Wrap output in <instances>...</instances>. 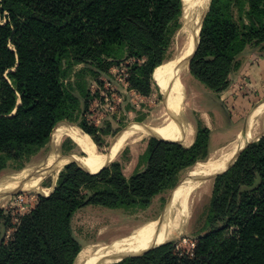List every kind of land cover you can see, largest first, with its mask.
I'll use <instances>...</instances> for the list:
<instances>
[{"label": "trees", "instance_id": "trees-1", "mask_svg": "<svg viewBox=\"0 0 264 264\" xmlns=\"http://www.w3.org/2000/svg\"><path fill=\"white\" fill-rule=\"evenodd\" d=\"M235 8L247 10L252 20L264 11V0H212L190 63L191 74L212 91L227 87L247 35L264 29L260 22L249 34L242 31ZM181 9V0H0V176L23 169L65 120L77 123L101 150L98 129L78 122L80 99L67 83L72 65L124 50L135 61L130 86L147 94L154 71L168 63L155 66L154 57ZM159 139L149 141L146 169L129 179L119 163L98 168L87 153L65 165L54 191L40 196L14 234L2 238L0 264H75L81 248L71 222L78 210L147 209L154 197L178 185L182 172L208 158L211 131L199 128L190 147ZM207 227L190 253L166 244L118 264H264V136L215 178Z\"/></svg>", "mask_w": 264, "mask_h": 264}, {"label": "rangeland", "instance_id": "rangeland-1", "mask_svg": "<svg viewBox=\"0 0 264 264\" xmlns=\"http://www.w3.org/2000/svg\"><path fill=\"white\" fill-rule=\"evenodd\" d=\"M181 3L182 9L180 16L169 22V25L165 29L164 38L159 44L160 52L154 57L155 66L157 65V61L169 62L178 57L183 53L188 41L191 39L190 17L185 10L184 0H181ZM211 3L212 0H210V3H208L205 9L201 8V10L198 6V11H200V14L202 13L201 18L203 21L200 26L199 38L202 33L204 19L211 7ZM226 3L227 0H222V4ZM263 15L264 11L258 15L259 18L250 20V17L247 15V10L245 13L238 8L233 10V16L239 27L248 34L260 22L264 24ZM247 36L249 42L240 57L246 54L255 55L254 59L264 57V29L262 30L261 27L260 32ZM92 63L86 62L84 64L72 65L67 83L71 93L80 99L78 122H84L88 127H96L98 129L96 133L97 138L102 144V149L100 150L98 148L99 154H107L117 143L119 136L127 130H130L137 123L161 126L169 122L172 108L165 98L157 78L159 69L163 68L167 63L154 71L147 94H140L130 86L128 79L130 77V66H132L133 62L125 58L124 50L115 51L108 56L102 55L98 62ZM186 68H188L187 71L185 70ZM176 72H180L179 76H181L177 87L176 98L181 106L183 114L182 121L189 130L193 131L195 139L198 129L202 127L209 128L211 133L217 135L224 134L222 141L211 145L212 151L235 139L237 133L244 128L251 109L254 106L257 107V105L264 104L263 95L260 99H256L252 105L250 104L247 109L236 114L234 113V109L229 108L223 103L219 96L228 88L229 78L228 85L224 90L212 91L191 74L190 65L182 70H176ZM84 103H88L85 111L83 110ZM255 110L254 112H256ZM61 123L77 125V123L67 120ZM233 126H237V128L233 130ZM262 133H264L263 119L259 134L261 135ZM153 137V135H147L134 143L129 142L116 156L113 162L121 165L126 178L129 179L137 171L141 172L146 169L147 164L144 159V154L150 139ZM255 140L251 142L253 143ZM180 144L183 145L184 143ZM53 150L55 151V155L52 156ZM86 155L70 138H65L55 149H53L52 142L49 143L41 152L32 157L23 169L14 170L13 167L0 176V183H21L25 181L23 183L25 187L26 183L30 181L29 179L40 167L44 166L47 161L51 162L54 159V166L51 171L38 182L37 186L31 190L17 192V194L10 193L0 202V242L2 238H9L14 234V226L19 223L24 214L28 213V211H33L38 206L40 196L49 195L54 191L57 185L58 175L64 166L74 162L77 158L84 160ZM49 157L51 158L49 159ZM192 168L182 172L178 182L182 183L178 188L154 197L151 205L147 209L126 211L111 210L99 206H88L78 210L74 214L71 222L74 240L81 249L86 245L101 241L110 243L116 240V238L119 240L126 237L135 226L157 219L168 200L181 190L185 181L184 179ZM214 181L215 178L211 184L209 183L210 186H207L203 194H200L201 196L197 202L198 206H195L188 229L180 233L170 243L180 254L192 252L198 239L209 233L207 217L213 196ZM2 219L8 222H4ZM4 223L10 224V226L5 227Z\"/></svg>", "mask_w": 264, "mask_h": 264}, {"label": "bare ground", "instance_id": "bare-ground-1", "mask_svg": "<svg viewBox=\"0 0 264 264\" xmlns=\"http://www.w3.org/2000/svg\"><path fill=\"white\" fill-rule=\"evenodd\" d=\"M208 3H210V0H184L185 10L191 21V39L188 41L187 46L185 45L186 47L182 54L170 60L158 71V83L172 108L169 122L161 126L137 123L117 141L107 154H99L92 139L77 125L60 123L52 138L53 149L57 148L63 139L70 138L85 153L91 156L94 166L101 168L113 162L120 150L129 142L134 143L147 135H153L154 138L157 137V139L160 138L159 140L164 139V141L168 140L169 142L192 143L193 131L189 130L182 121L181 106L176 98L177 87L181 77L179 73L182 72L178 73L176 70H182L186 66L189 67L190 59L199 47L200 26L203 21L201 18L202 13L200 14L198 9L199 7L200 10L201 8L205 9ZM185 70L187 71L188 68ZM263 117L264 107H261L255 112L254 120L250 126L248 125L243 130H240L236 138L229 141L226 145L211 151L206 160L198 162L195 167L193 166L194 168L188 173L181 190L168 200L157 219L135 226L126 237L119 240L116 238L110 243L101 241L86 245L81 249L75 264H118L127 258L140 257L154 248L172 243L180 233L188 229L189 221H191L190 219L199 201L200 194H203L209 183H212L214 175L223 172L229 167L240 150L248 142L258 138L259 126ZM250 127H252V131ZM54 152L53 150L52 156L55 155ZM53 166L54 159L51 162L47 161L33 176L31 174L32 177L25 187L23 184L25 181L21 183H0V202L10 193L17 194V192L31 190L37 186L38 182L46 174H49Z\"/></svg>", "mask_w": 264, "mask_h": 264}, {"label": "crops", "instance_id": "crops-1", "mask_svg": "<svg viewBox=\"0 0 264 264\" xmlns=\"http://www.w3.org/2000/svg\"><path fill=\"white\" fill-rule=\"evenodd\" d=\"M254 58H255V55H252V54H246L240 58L239 66L229 76L228 88L219 95L221 101L225 103L229 108L234 109L235 111L234 113L236 114L238 112L241 113L242 111L247 109V107L250 104L252 105V103L256 99H260V97L264 95V57H259L258 59H254ZM261 105L259 106L257 105L258 108L254 106L251 109L248 115L247 122L244 125V128L247 127L248 125L249 126L251 125V123L254 120V113H255L254 110L257 108L255 110L257 111L261 109V107L262 108L264 107V104H261ZM262 119L264 120V117ZM260 126H259V131H260ZM233 127H234L233 130L237 128V126H233ZM250 130L252 131V127H250ZM223 135L224 134L222 133L218 135L215 133H211L210 152L212 151L211 145L216 144L219 141H222L224 138ZM263 135L264 133L258 136V138L255 141H257ZM194 140H195V137L193 135L192 143L190 144L184 143L185 145L184 144L183 145L186 147H190L193 145ZM220 147H222V145Z\"/></svg>", "mask_w": 264, "mask_h": 264}, {"label": "water", "instance_id": "water-1", "mask_svg": "<svg viewBox=\"0 0 264 264\" xmlns=\"http://www.w3.org/2000/svg\"><path fill=\"white\" fill-rule=\"evenodd\" d=\"M199 43H200V38H199ZM197 50H198V49H197ZM195 53H196V52H195ZM195 53L193 54V56L195 55ZM193 56H192V58H193ZM192 58L190 59V63H191ZM55 131H56V128L54 129V131H53V133H52V137H51L49 143L52 142V138H53V135H54V132H55ZM263 136H264V135H263ZM263 136H261V137H263ZM259 139H260V138H259ZM259 139H258V140H259ZM258 140H257V141H258ZM251 143H252V142H248V143H247V144H246V145L240 150V152L238 153V155H237L236 159L234 160V162H233L229 167H227L223 172L214 175V178H216L218 175H220V174L226 172L229 168H231V166H233L234 163L236 162V160H237L238 156L240 155L241 151H242L247 145H249V144H251ZM186 179H187V177H186L184 180H186ZM184 180H183V181H184ZM181 183H182V182L178 183V185H177L175 188H178V187L181 185Z\"/></svg>", "mask_w": 264, "mask_h": 264}, {"label": "built area", "instance_id": "built-area-1", "mask_svg": "<svg viewBox=\"0 0 264 264\" xmlns=\"http://www.w3.org/2000/svg\"><path fill=\"white\" fill-rule=\"evenodd\" d=\"M131 62H135L134 60H131ZM21 206V205H20ZM27 208V207H26ZM31 211H28V213H26V214H24V216L25 215H27V214H29Z\"/></svg>", "mask_w": 264, "mask_h": 264}]
</instances>
